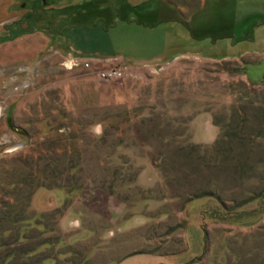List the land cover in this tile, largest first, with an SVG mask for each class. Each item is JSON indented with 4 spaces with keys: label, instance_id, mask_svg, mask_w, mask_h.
<instances>
[{
    "label": "rangeland",
    "instance_id": "374dc122",
    "mask_svg": "<svg viewBox=\"0 0 264 264\" xmlns=\"http://www.w3.org/2000/svg\"><path fill=\"white\" fill-rule=\"evenodd\" d=\"M23 3L0 0V171L21 152L42 167L44 143L70 126L58 153L80 160L76 209L108 218L117 180L119 230L97 262L264 264V0ZM70 55L130 74L103 81L63 66ZM128 111L145 124L104 136V116ZM58 198L38 190L29 213Z\"/></svg>",
    "mask_w": 264,
    "mask_h": 264
},
{
    "label": "flooded vegetation",
    "instance_id": "af4514ba",
    "mask_svg": "<svg viewBox=\"0 0 264 264\" xmlns=\"http://www.w3.org/2000/svg\"><path fill=\"white\" fill-rule=\"evenodd\" d=\"M24 1L23 7H26V5L30 7V0ZM39 3L40 0H33L34 8L32 11H35V7H41ZM114 114L110 113L104 116L105 121H108L103 132L104 136L109 130L113 132L116 130L117 133L124 131V125L132 120L137 121V125L145 124V119L143 116H140L141 112L138 111L133 113L128 111L122 116L116 115V113ZM62 132L64 133H59L61 137L57 139L50 138L48 143H44V146H46L43 148L42 185L34 191L30 202H27L28 206H26L28 207L27 216H32V218L35 217V222L32 224L33 220L32 222L27 221L29 219L24 220L22 216L24 213L17 212L18 210L12 209L11 212H9L12 215L18 213L20 218L16 220L17 222L11 223L7 230L0 232V264H46L49 259H52L54 264H109V260H111V264H119L125 258L139 252L135 251V253L127 254L120 259L113 260L110 259L109 256L104 255V261L97 262V258L102 256L100 253H97L98 249L103 248L104 251L110 244L108 238L114 236L116 230H119L113 229V226L119 223L118 219L120 216L119 214L117 215V212H112L114 206L110 200V196L116 191L113 183L117 180H114L110 185L104 187L109 193L105 206L110 214L108 218L103 217L107 220L106 222L101 218L98 221V225H96L89 220L90 217H86L83 210H80V208L76 209L77 207L74 206V198L76 195L80 194L82 189L79 183V177L77 176L81 167L78 156L71 151H69L68 156L58 153L59 147L63 145V140H74L75 133L78 131L68 126L65 127V131ZM111 136H113V133ZM46 141L48 140L46 139L45 142ZM56 157L58 159H56ZM76 157L78 159H76ZM126 162L125 160L123 165L120 166V169H117L115 177H119L120 174L118 172L125 169L123 166ZM8 172L6 168L0 171V193L2 191L7 192L8 189V191L14 193L17 191L18 187L23 188L20 185H6V183L8 184L11 182L7 179ZM2 174L5 176L4 179L3 176L1 177ZM135 174L134 176L137 179V175ZM18 178H20V176L16 175V178L13 179ZM3 180L5 181L3 182ZM40 189L49 191L59 190L62 192V198H58L54 204L52 203L54 206H51L47 210H36L34 214L29 213L30 208L33 209V198ZM207 192L214 193V191ZM89 193L91 194V191ZM219 194L220 193H217L218 196ZM10 199L13 200V198ZM123 199H121V205H124ZM140 200L143 201V198ZM70 213L71 216L69 217L68 214ZM6 220L7 218H5L4 221ZM105 225H107V227H105ZM89 240L93 242L84 243L85 245L80 247V243ZM100 242L104 244V246L100 247ZM85 255H88L87 259H85Z\"/></svg>",
    "mask_w": 264,
    "mask_h": 264
},
{
    "label": "trees",
    "instance_id": "16d2710c",
    "mask_svg": "<svg viewBox=\"0 0 264 264\" xmlns=\"http://www.w3.org/2000/svg\"><path fill=\"white\" fill-rule=\"evenodd\" d=\"M227 64V63H222ZM146 121V120H145ZM221 138V137H220ZM224 140V139H222ZM228 140V139H227ZM219 142L221 140H218ZM237 147V144H234ZM234 145L232 146L234 148ZM238 148V147H237ZM43 149V148H42ZM10 159V160H8ZM8 162L5 163V168L8 170V177L10 183H6V185H20L23 188L18 187L17 191L12 193L7 190V192L0 193V232H4L7 230L11 223L17 222L16 220L20 218L19 214L12 215L9 212L11 210H18L17 212L24 213L22 216L24 220L31 221L33 220L32 224L35 222V217L27 216V202H30L31 196L33 195L34 191L41 187V178H42V167L40 165L36 168L37 163L35 165V161L37 158L35 157L30 158V153L28 152H21L16 157H8ZM35 159V160H34ZM33 160V161H31ZM215 164V163H214ZM20 176L17 180L19 181H12L13 178ZM9 188V187H8ZM25 189V190H24ZM13 196V197H12ZM10 198H13L11 200ZM20 206V207H18ZM8 214V215H7ZM10 214V215H9ZM5 218H7L6 221ZM31 219V220H30ZM28 226V225H27ZM88 255H85V259H87Z\"/></svg>",
    "mask_w": 264,
    "mask_h": 264
},
{
    "label": "built area",
    "instance_id": "2783aa9c",
    "mask_svg": "<svg viewBox=\"0 0 264 264\" xmlns=\"http://www.w3.org/2000/svg\"><path fill=\"white\" fill-rule=\"evenodd\" d=\"M80 63L83 64L82 66L86 69H91L93 66H96L98 78L103 81H114L118 79H124L129 76L128 74H130L125 71V68L118 59H78L75 56L70 55L66 56L63 60V66L68 68H71L72 66L76 67Z\"/></svg>",
    "mask_w": 264,
    "mask_h": 264
},
{
    "label": "crops",
    "instance_id": "0c3cea01",
    "mask_svg": "<svg viewBox=\"0 0 264 264\" xmlns=\"http://www.w3.org/2000/svg\"><path fill=\"white\" fill-rule=\"evenodd\" d=\"M98 58H100V57H98ZM101 58H103V57H101ZM104 59V58H103Z\"/></svg>",
    "mask_w": 264,
    "mask_h": 264
}]
</instances>
